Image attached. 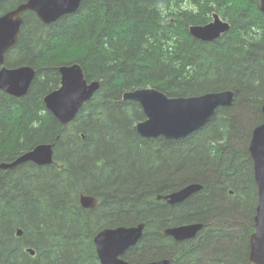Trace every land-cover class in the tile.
I'll return each mask as SVG.
<instances>
[{
  "label": "trees",
  "instance_id": "1",
  "mask_svg": "<svg viewBox=\"0 0 264 264\" xmlns=\"http://www.w3.org/2000/svg\"><path fill=\"white\" fill-rule=\"evenodd\" d=\"M27 1L0 0V15ZM214 13L231 30L213 42L194 38L190 26ZM75 63L101 87L62 126L44 97L60 87L59 67ZM6 65L37 74L22 98L0 91V163L41 143L55 151L52 165L0 170V264H100L96 234L139 223L144 235L129 261L249 264L258 188L248 148L264 104L259 0H84L50 25L26 12ZM146 88L170 98L230 90L235 100L186 138L150 140L136 132L142 107L122 100ZM191 184L203 189L180 204L157 200ZM81 193L98 206L82 208ZM195 222L204 223L195 240L164 234Z\"/></svg>",
  "mask_w": 264,
  "mask_h": 264
},
{
  "label": "water",
  "instance_id": "2",
  "mask_svg": "<svg viewBox=\"0 0 264 264\" xmlns=\"http://www.w3.org/2000/svg\"><path fill=\"white\" fill-rule=\"evenodd\" d=\"M84 0H28L12 11L0 16V66H3L9 50L19 41L24 25L23 14L35 13L40 21L50 25L64 16L79 10ZM259 8L264 13V0H260ZM231 30V24L214 13L212 21L205 25H192L190 34L203 42L220 39ZM60 87L44 97L47 109L56 117L62 126L70 124L81 108L88 103L101 87V81L89 82L79 63L59 67ZM36 77V70L31 66L0 70V90L10 96L22 98L26 96ZM122 100L138 103L146 116L144 121L136 124L137 133L148 139L164 138L179 140L197 132L212 121L221 107H231L235 100L233 91L207 93L196 97L170 98L167 94L155 89H137L123 94ZM118 103V102H117ZM263 122L252 133L249 153L253 161L254 178L258 188V205L255 216V232L251 235L249 264H264V104L262 107ZM55 144H40L32 151L24 154L14 162L2 163L3 170L12 169L20 164L34 163L39 166L54 163ZM203 188L200 184H192L166 196H158L170 205L187 200L191 195ZM83 208L92 210L98 205V198L80 194ZM145 223L132 226L107 227L94 238L96 252L101 264H130L123 257L136 246L144 234ZM204 227L201 223H193L167 228L165 235L177 242L193 239ZM22 230L17 231L21 237ZM32 256L33 249L27 250ZM134 264H170L169 259H158L152 262Z\"/></svg>",
  "mask_w": 264,
  "mask_h": 264
},
{
  "label": "flooded vegetation",
  "instance_id": "3",
  "mask_svg": "<svg viewBox=\"0 0 264 264\" xmlns=\"http://www.w3.org/2000/svg\"><path fill=\"white\" fill-rule=\"evenodd\" d=\"M13 9H11V10H9V11H7L6 13H8V12H10V11H12ZM6 13H4V14H6ZM4 14H2V15H4ZM25 14V13H24ZM24 14H23V18H24ZM2 15H0V16H2ZM38 17V16H37ZM213 17V16H212ZM40 20V19H39ZM224 20V19H223ZM212 21V20H211ZM209 23V22H208ZM229 23V22H228ZM13 49V48H12ZM11 49V50H12ZM11 50H9L8 51V53H7V56H8V54H9V52L11 51ZM7 56H6V59H5V63H4V65L3 66H0V70L2 69V68H5V66H6V68H8V69H14V68H9L7 65H6V61H7ZM23 66H29V65H23ZM19 67H21V66H19ZM32 67V66H31ZM15 68H18V67H15ZM36 70V69H35ZM36 74H37V71H36ZM35 80V79H34ZM0 91H2V90H0ZM3 93H5V91H2ZM7 94V93H6ZM8 95V94H7ZM10 96V95H9ZM45 104V103H44ZM45 107H46V105H45ZM46 109H47V107H46ZM82 109V108H81ZM48 110V109H47ZM49 111V110H48ZM50 112V111H49ZM51 113V112H50ZM79 114V113H78ZM55 117V116H54ZM77 117V116H76ZM56 118V117H55ZM76 119V118H75ZM74 119V120H75ZM145 119H146V116H145ZM73 120V121H74ZM72 121V122H73ZM144 121V120H143ZM71 122V123H72ZM69 125V124H68ZM137 132V131H136ZM143 138V137H142ZM159 138H161V137H159ZM144 139H148V138H144ZM155 139H158V138H155ZM183 139V138H182ZM150 140H154V139H150ZM41 144H49V143H41ZM50 144H55V143H50ZM38 145H40V144H38ZM37 145V146H38ZM37 146H35L33 149H35ZM33 149H31L30 151H32ZM54 149H55V147H54ZM249 149V148H248ZM30 151H28V152H30ZM55 151V150H54ZM249 151V150H248ZM28 152H26V153H28ZM26 153H22L21 155H19L14 161H16L18 158H20L21 156H23L24 154H26ZM250 154V153H249ZM14 161H10V162H14ZM10 162H5V161H3V162H1L0 163V165L2 164V163H10ZM253 162V161H252ZM34 164V163H33ZM35 165H37V164H35ZM19 166V165H18ZM18 166H16V167H18ZM37 166H39V165H37ZM46 166H49V165H46ZM16 167H14V168H12V169H8V170H13V169H15ZM0 170H3V169H1L0 168ZM3 171H7V170H3ZM253 172H254V169H253ZM192 185V184H191ZM257 185V184H256ZM203 189V188H202ZM178 191V190H177ZM176 192V191H175ZM172 193H174V192H172ZM169 194H171V193H169ZM169 194H167V195H169ZM231 194H233V192H231ZM86 195H90V194H86ZM92 196H94V195H92ZM158 196H163V195H158ZM157 196V197H158ZM164 196H166V195H164ZM96 197V196H95ZM98 198V197H97ZM158 200V199H157ZM162 200V199H161ZM161 200H158V201H161ZM164 200V199H163ZM258 200H259V196H258ZM186 201V200H185ZM167 203H168V201H167ZM98 204H99V199H98ZM169 204V203H168ZM258 205V204H257ZM98 206V205H97ZM83 208V207H82ZM257 208V207H256ZM85 209V208H84ZM95 209V208H94ZM86 210H89V209H86ZM93 210V209H92ZM195 223H198V222H195ZM146 224V223H145ZM189 224H193V223H189ZM201 224H203L204 225V223H201ZM137 225V224H136ZM183 225H187V224H183ZM132 226V225H131ZM178 226H181V225H178ZM171 227H176V226H171ZM171 227H167V228H171ZM113 228H115V227H113ZM166 228V229H167ZM165 229V230H166ZM204 229V227L201 229V231ZM145 230V229H144ZM165 230H164V234H165ZM201 231L200 232H198V234H197V236L195 237V238H193V239H189V240H185V241H183V242H186V241H191V240H195V239H197V238H199V236H200V234H201ZM100 232V231H99ZM97 235V234H96ZM144 235V234H143ZM167 236V235H166ZM170 237V236H169ZM172 238V237H171ZM173 239V238H172ZM142 240V239H141ZM141 240L139 241V243L136 245V246H138L139 244H140V242H141ZM177 242V241H176ZM179 243H181V242H179ZM95 245V244H94ZM136 246H134V247H132V248H130L126 253H125V255H124V259L127 261V262H129L130 264H134V263H138V262H152V261H154L153 259H151V260H148V261H129L127 258H126V256L128 255V253H130ZM95 250H96V247H95ZM97 253V252H96ZM97 257H98V254H97ZM163 259H168V258H161V260H163ZM98 260H99V257H98ZM158 260V259H157ZM170 260V259H169ZM99 263L101 264V262H100V260H99ZM170 264H171V262H170Z\"/></svg>",
  "mask_w": 264,
  "mask_h": 264
},
{
  "label": "bare ground",
  "instance_id": "4",
  "mask_svg": "<svg viewBox=\"0 0 264 264\" xmlns=\"http://www.w3.org/2000/svg\"><path fill=\"white\" fill-rule=\"evenodd\" d=\"M248 1V0H247ZM259 2H260V0H259ZM222 108V107H221ZM263 122V121H262ZM253 133V132H252ZM251 139H252V137H251ZM251 142V141H250ZM250 145V144H249ZM187 187V186H186ZM185 188V187H184ZM183 189V188H182ZM181 190V189H180ZM180 190H178V191H180ZM177 192V191H176ZM172 194V193H171ZM256 216V215H255ZM158 225V224H157ZM255 232V231H254ZM251 237V236H250ZM250 246V245H249ZM249 255H250V253H249Z\"/></svg>",
  "mask_w": 264,
  "mask_h": 264
}]
</instances>
